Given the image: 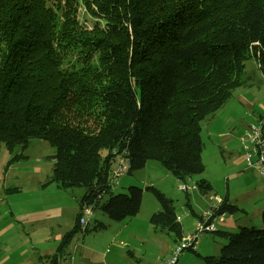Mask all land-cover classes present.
Returning a JSON list of instances; mask_svg holds the SVG:
<instances>
[{"label":"trees","instance_id":"trees-1","mask_svg":"<svg viewBox=\"0 0 264 264\" xmlns=\"http://www.w3.org/2000/svg\"><path fill=\"white\" fill-rule=\"evenodd\" d=\"M250 58L264 75V0H0V146L14 162L47 141L43 185L85 189L74 227L40 263L58 264L78 233L107 226L91 225L87 207L115 221L139 215L143 188L116 189L121 160L129 174L149 160L183 181L204 173L201 123L251 84ZM197 187L213 188L206 178ZM147 188L161 206L150 222L181 242L174 200ZM239 211L225 196L210 221ZM211 232L229 241L205 264H264V225Z\"/></svg>","mask_w":264,"mask_h":264},{"label":"rangeland","instance_id":"rangeland-1","mask_svg":"<svg viewBox=\"0 0 264 264\" xmlns=\"http://www.w3.org/2000/svg\"><path fill=\"white\" fill-rule=\"evenodd\" d=\"M246 70L252 77L251 84L239 87L214 117L201 123L205 142L202 154L204 173L194 174L184 181L179 180L156 160H149L145 167L132 174L124 171L118 177L117 192L127 191L131 185L140 186L144 190L142 208L136 216L139 219L135 220L136 217H133L123 221L110 220L101 209H96L89 217L91 225L95 223V219H99L106 222L107 226L97 231L85 232L84 235L78 233L66 250L71 253L59 260V264H104V260L112 264L110 255L108 258L104 257L106 249L110 243L120 245L121 239L125 237L131 238L133 243L126 249H138L135 254L143 258L144 264H166L167 255L169 256L173 246L174 251L180 240L176 242L178 237L174 233L154 231L150 217L161 206L155 194L147 188L149 185L156 186L174 200L185 236L197 232L198 221L203 215L207 214L211 218L213 212L210 207H215L218 199L224 197L229 188L230 199L237 200L242 205H246L251 199L246 194L255 191V186H260L261 197L264 198V176L254 166L247 164L245 156L248 142L243 140L252 126L260 121L264 122V75L255 58L246 61ZM239 95L248 98L250 108L241 104ZM227 138L230 139L226 141ZM27 153L30 154L28 160L11 162L13 155L4 145L0 146V252L5 264H37L35 260L38 262L39 255L43 254L40 249L43 248L37 247L35 243L48 241L59 235L66 225L75 224L78 214L75 206L85 191L83 187H77L62 192L60 197L56 195L49 198L48 192L53 189H47V194L39 195L33 189L34 179L51 173L55 149L47 141L37 138L32 141ZM242 156L244 160H241ZM202 178H206L213 187L206 194L201 193L198 187L190 192L181 188V184L185 182L191 186L197 185ZM16 186L18 190L10 188ZM7 188L16 191H7ZM74 192L78 193L77 200ZM249 207L250 215H244V219L250 221L248 225L263 226L262 216L260 220H256L252 206ZM241 212H226L223 215L226 222L234 225L231 231L238 230L244 220L238 218L243 214ZM217 218L220 220L221 216ZM115 237L117 240H114ZM141 237H147L148 240L136 244L138 241L134 239ZM150 238L154 240L151 241ZM228 241L217 233L201 232L199 244L202 245L198 244L196 249L184 250L179 255L177 264H205L204 256L220 253L221 247ZM122 260L125 261V256ZM47 263L48 261L43 264Z\"/></svg>","mask_w":264,"mask_h":264},{"label":"crops","instance_id":"crops-1","mask_svg":"<svg viewBox=\"0 0 264 264\" xmlns=\"http://www.w3.org/2000/svg\"><path fill=\"white\" fill-rule=\"evenodd\" d=\"M240 96V98H241V104H243V106H245V107H247V109L248 108H250V104H249V101H248V98L246 97V96H244V95H239ZM230 138H227L226 139V141H228ZM26 153H27V150H26ZM28 154V153H27ZM29 155V157L27 158V159H25V160H28L29 158H30V154H28ZM241 160H244V157L242 156V158H241ZM240 160H238V162H239ZM51 170H52V168H51ZM49 174V173H48ZM48 174H46V175H41V176H39V177H37V178H35L34 179V182H35V187H33V189H34V191H36L39 195H45V194H47V189H53V190H51L50 192H48V196H49V198H52L53 196L55 197L56 195H58V197H60L61 196V193L62 192H68L70 189H67V190H61V189H59L55 184H50V185H48V186H44L43 185V181L45 180V178L47 177V175ZM260 175H262V174H260ZM258 177V176H257ZM263 177V176H262ZM264 178V177H263ZM262 184H263V186H264V180H262ZM52 187H54V188H52ZM260 187V186H259ZM259 187L258 186H255L254 188H255V191H250L249 192V194H246V195H248V196H250V200L246 203V205L245 204H240L239 203V201H237V200H231L230 199V196L229 195H231V192H230V188H229V191H228V193L225 195V196H228V198H229V201L231 202V203H233V204H236V205H238L240 208H241V213H243V214H241V215H239L238 216V218H241L240 220H242V219H244V215L246 214L247 216L248 215H250V213L248 212V209L250 208L249 206H252V211H253V213H254V215H255V218H256V220H260L261 219V216H262V213H263V211H264V201H262V200H264V198L263 197H261L262 195H261V193H262V191H261V189H259ZM10 188H14V189H17L18 190V187L16 186V187H10ZM74 191V190H73ZM74 195H75V197H76V200L78 199V193L77 192H74ZM81 196V195H80ZM225 196L224 197H220L218 200H221L222 198H225ZM260 197V198H259ZM80 199L78 200V204H76V206H75V208H76V212H77V210H78V212H79V207H80ZM217 203H219V201L217 202ZM218 205V204H217ZM216 205V206H217ZM215 206V207H216ZM214 207V205L212 206V207H210V209H212V211H213V209L215 208ZM77 212V213H78ZM94 214V213H93ZM92 214V215H93ZM147 213L145 212V214L144 215H146ZM225 214V213H224ZM223 214V215H224ZM207 215V214H206ZM223 215H221V218H220V220L216 217L214 220H213V222L215 223V225H216V228L217 229H219V230H224V231H229V232H234V231H231V228H233V226L234 225H232V223H230V222H226V218H225V216H223ZM201 216V215H200ZM139 217V216H138ZM138 217H136L135 218V220H137V219H139ZM248 222H250L249 220H247V219H244V220H242L241 221V224L239 225V227L240 226H242L243 224H245V225H248L249 223ZM222 223V224H221ZM75 225V224H74ZM74 225H70V226H68V225H66L67 227H63L62 229H61V232H59V235H55V236H53L52 238H50L48 241H44L43 243H35V245L37 246V247H39V248H43V249H40L42 252H43V254H40L39 255V257H38V262H37V259L35 260L36 261V263L37 264H40V260H39V258H40V256H46V255H51V254H53V253H55L56 251H57V249H58V247H59V245H60V242H61V240H62V238H63V236H64V234L67 232V231H69V230H71L73 227H74ZM252 225H255V224H252ZM54 226H52V228H53ZM124 227V226H123ZM154 231H156V229L154 228ZM184 231V230H183ZM139 236H140V234H139ZM117 237H115V239L114 240H117L116 239ZM151 239V241H153L154 240V238H150ZM134 240H136V241H138V242H136V244L137 243H142V242H146L147 240H148V238L147 237H141V238H137V239H134ZM121 243H120V245H118V244H115V245H113V243H110V246L106 249V254L104 255V257L105 258H108L109 257V255H110V257L113 259V261H112V264H144V260H143V258H141L140 256H137L135 253L138 251V249H132V248H129L128 250L126 249V247H131L132 245H133V243H132V241H131V238H129V237H125V238H123V239H121V241H120ZM200 246L202 245V243L201 244H199ZM70 246V245H69ZM68 246V247H69ZM174 247V246H173ZM173 247H172V251H173ZM68 249V248H67ZM70 251V250H69ZM65 252V254L63 255V257H61L60 258V260H62V259H65L66 257H67V254L69 253H71V252ZM171 251V252H172ZM171 252H169V256L167 255V257H166V259L168 260L169 258H170V256L172 255V253ZM2 254H1V252H0V264H5L3 261H4V259L2 258ZM123 256H125V261H123L122 260V258H123ZM71 258V257H70ZM60 263V261L58 262V264ZM104 264H110V263H107L105 260H104Z\"/></svg>","mask_w":264,"mask_h":264},{"label":"built area","instance_id":"built-area-1","mask_svg":"<svg viewBox=\"0 0 264 264\" xmlns=\"http://www.w3.org/2000/svg\"><path fill=\"white\" fill-rule=\"evenodd\" d=\"M252 126V125H251ZM243 140L248 142L246 145L247 155L245 156L247 164L254 166L263 176H264V122L260 121L252 126L248 132L247 137H244ZM122 162V163H121ZM121 164H118L114 170L115 180L118 181V177L125 171L127 168V163L120 161ZM181 188L187 192L193 191L194 188H197V185L191 186L188 183L181 184ZM85 214L91 215L92 209L87 207L84 209ZM82 223H87V219L83 217L81 219ZM215 223L210 221L208 215H203L202 218L198 221V230L194 234L185 236L183 240L178 243L177 247L174 249L172 256L167 260L166 264H177L179 255L186 249H195L199 244V238L201 232H211L215 230Z\"/></svg>","mask_w":264,"mask_h":264},{"label":"bare ground","instance_id":"bare-ground-1","mask_svg":"<svg viewBox=\"0 0 264 264\" xmlns=\"http://www.w3.org/2000/svg\"><path fill=\"white\" fill-rule=\"evenodd\" d=\"M219 202H220V200H219ZM217 204H219V203H217Z\"/></svg>","mask_w":264,"mask_h":264}]
</instances>
